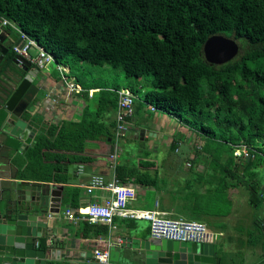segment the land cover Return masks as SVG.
Here are the masks:
<instances>
[{"label":"trees","instance_id":"trees-1","mask_svg":"<svg viewBox=\"0 0 264 264\" xmlns=\"http://www.w3.org/2000/svg\"><path fill=\"white\" fill-rule=\"evenodd\" d=\"M2 20L68 68L67 77L84 89L86 99L89 88L101 90L92 112L87 105L79 121L51 125L47 135L37 136L27 152L25 175L39 176L43 147L81 151L88 139L110 137L113 142L115 121L105 125L101 118L115 113L117 91L128 89L135 96L142 92L146 104L177 117L200 140L196 156L212 158V167L220 169L219 176L209 178L217 180L219 189L223 186L209 200L219 210L224 202L226 215L230 212V197L222 193L231 188L244 189L249 205L262 204L264 0H0ZM8 31L20 36L10 26ZM218 34L232 37L238 53L225 64L210 65L202 46ZM14 56L12 48L7 50V59ZM88 67L120 69L125 87L75 73ZM147 76L152 77L148 86L139 80ZM136 104L145 107L135 100V112ZM241 146L248 157L236 159L233 153ZM116 172L120 180L156 184L153 176L134 168L117 166Z\"/></svg>","mask_w":264,"mask_h":264},{"label":"crops","instance_id":"crops-1","mask_svg":"<svg viewBox=\"0 0 264 264\" xmlns=\"http://www.w3.org/2000/svg\"><path fill=\"white\" fill-rule=\"evenodd\" d=\"M8 26H2L0 22V33L3 34L4 39V42L0 44V57L3 56L2 69L11 64V60L6 57L7 50L20 40L17 34L8 31ZM13 26L10 27L18 32V28L14 24ZM34 53L35 51L32 54ZM29 69L32 70V83L37 88V93L22 114V119L33 130L29 132L32 136L31 143L26 149L21 147L23 144L20 138L21 134L11 133L9 123L7 122V124L5 121L7 114L0 109V182L3 185L10 178L18 182H29L30 185L32 183L48 184L52 190H58L55 200L50 205L52 211L39 215L38 222H43L44 225L36 228L35 237H33L36 249L45 251L44 264H101L94 257V252L104 249L108 244L111 264H120L114 259L116 255L132 252L126 247H121V244L127 245L126 240L123 239H128V244L131 247L137 245L139 250L135 252L142 254V257L146 253L154 257L158 252L156 247L160 248L163 240L150 236L149 222L144 219L123 218L115 215L112 224L106 225L102 222L92 223L82 218L71 222L65 216L67 209H71L76 215H82L85 214L88 205L103 203L105 199L110 198L111 193L106 189H93L88 193L86 187L95 176H101L105 181H111L117 177V166H122L124 170L137 169L140 173L144 172L153 176L156 181L155 186H152L138 183L133 177H124L121 180L117 177L122 184L134 190L135 200L128 203L129 209L155 210L168 218L204 223L214 236L210 242L205 243L212 245L214 264H264V214H258L254 218L252 223L254 231L245 235L236 231V224H225L237 217L235 216L237 208L234 199L240 195L242 189L231 188L222 193L224 196L227 192L231 201L230 212L227 215L224 202H222V209L219 210L214 199L209 201L213 192L220 191L223 186L219 189L217 180L209 179L219 176L220 169H214L211 165L213 159L196 156L200 145L191 152L194 154L193 156L186 154L185 160L180 162H171V160L161 162L158 164V169H155V163L146 159L151 153L158 150L151 141L147 140L148 132L155 129L156 137H166L165 133L167 134V132L163 126H170V133H173L176 138L179 132L189 133L187 126L184 124L185 128H183L181 122H177L174 118L155 117L150 125L148 117H143L144 123L136 125V127L135 120L131 119L128 122L123 137L131 132L129 129H132L135 130L131 132L134 137L139 138L138 132L143 129V138L146 137L147 141L146 143L142 142V146L139 148L145 159H139L136 165L122 162L120 154L113 161L110 158L112 141L108 137L86 140L81 151L74 147H71L70 150L61 147H43L41 148L42 165L38 169L39 176L38 174L25 175V170L30 165L27 152L35 145L37 136L39 134L47 135V128L51 125L61 124L63 121H79L87 105H89L88 110L92 112L95 108V97L101 91L89 88L86 90L87 99L83 94L85 93L84 89L79 93L67 96L66 88L60 80V74L58 71L56 72L52 64L44 70H39L33 65H30ZM1 85H8L5 76L0 78V87H2ZM138 105L136 104V112H143L145 116L148 112L159 111H151L149 106L140 108ZM101 121L105 125L112 123L115 121V113L104 116ZM48 138L53 140V137L48 136ZM164 141L174 153L178 151L179 146L188 149L191 143L189 140L173 138L170 142ZM147 163H151L153 166ZM244 197L247 198V194ZM246 200L249 205L248 198ZM261 201L264 206V197ZM179 208L185 210L186 213H179L177 211ZM136 242L137 244H135ZM113 252L117 254L115 255Z\"/></svg>","mask_w":264,"mask_h":264},{"label":"water","instance_id":"water-1","mask_svg":"<svg viewBox=\"0 0 264 264\" xmlns=\"http://www.w3.org/2000/svg\"><path fill=\"white\" fill-rule=\"evenodd\" d=\"M0 42H4L3 34H0ZM16 44L22 45L20 41ZM238 49L232 37L218 34L207 38L202 53L208 64L222 65L233 59ZM2 60L3 56L0 57V78L5 76L8 85L0 87V109L7 114L5 121L9 123L11 133L21 134V147L26 149L32 138L29 132L33 130L22 119V114L32 102L37 88L32 83V70L28 62L15 55L11 64L2 69ZM143 134L144 131L140 129L138 137L142 139ZM56 193L58 190H52L48 184L30 185L29 182L10 178L3 185L0 182V264H44L45 251L36 249L33 237L36 228L44 225L38 222L39 215L52 211L50 205ZM123 240L127 245L121 244V247L132 252L119 256L113 252L115 261L120 264H214L212 245L163 240L161 247H156L158 252L154 257L148 253L142 257V254L135 252L139 250L137 245L131 247L128 239Z\"/></svg>","mask_w":264,"mask_h":264},{"label":"built area","instance_id":"built-area-1","mask_svg":"<svg viewBox=\"0 0 264 264\" xmlns=\"http://www.w3.org/2000/svg\"><path fill=\"white\" fill-rule=\"evenodd\" d=\"M2 26H13L10 22L2 20ZM14 27V26H13ZM18 32H20L18 30ZM1 34V33H0ZM20 43L13 45V53L20 57L23 61L28 62L39 70L46 69L55 59L52 54L47 53L39 46L35 39L29 38L20 32ZM1 44V42H0ZM34 48L36 53L32 55L30 49ZM56 69L60 74V80L66 88V95L79 93L82 88L79 87L74 79L67 77L66 68L55 63ZM118 102L115 111V128L113 131L112 152L110 158L115 161L119 155V141L127 130L128 122L134 116V102L136 96L128 89L117 91ZM151 111H156L153 105L146 104ZM248 150L244 147H236L233 153L234 157H248ZM93 189H106L110 191L111 196L105 199L103 203H93L87 206L85 214L76 215L71 209L65 211L66 218L75 222L80 218L86 219L89 222H102L106 225H111L115 215L123 218L144 219L149 222L150 236L158 240H172L184 243L205 244L211 241L214 237L213 233L207 226L199 221L172 219L161 215L155 210L139 211L128 208V203L135 200L134 190L125 186L117 177L111 181H105L101 176L92 177L89 185L86 187L88 193ZM94 257L101 264H111L109 244L104 249H98L94 252Z\"/></svg>","mask_w":264,"mask_h":264},{"label":"rangeland","instance_id":"rangeland-1","mask_svg":"<svg viewBox=\"0 0 264 264\" xmlns=\"http://www.w3.org/2000/svg\"><path fill=\"white\" fill-rule=\"evenodd\" d=\"M35 51L34 48L30 49V53L32 54ZM36 53V51H35ZM34 53V54H35ZM32 54V55H34ZM52 66L54 68H56V64L53 63ZM89 69H84V70H77L75 71V73H78L81 77H83L84 79H89L90 77H93L95 80H100L101 82H108L111 84H116L118 86H120L121 88L125 87V78L123 73L121 72L120 69H116V70H109V71H104L100 68L97 67H88ZM66 71L68 72V68H66ZM75 74H73L74 76ZM141 81V83H143L144 85L148 86L152 83V77L151 76H147L145 78H140L139 79ZM218 85L215 84L214 87L216 88ZM136 100L139 101H144L145 107H146V103H145V98H144V94L142 92H137L136 94ZM95 103V102H94ZM159 116H166L168 118H174L177 122H181V126L183 128L184 127V123L182 121H179V119L177 117H173L172 115L168 114L167 112H163V111H158L156 113H151L148 112L147 115L145 116V114L143 112H135L134 111V116H133V120H135V127L136 125H141L144 123L143 121V117L147 118L148 117V122L151 125V122L153 121V119L155 117H159ZM161 125V124H160ZM165 132H167V134L165 133L166 137L163 136H157L154 132V130H152V132H148L147 133V140L151 141L155 147H157V151H154V153H151L148 158H146L147 160L153 162L156 164L155 169H158V164L159 163H163V162H168L169 160H171V162H180L185 160L186 154H189V156H193L194 154H191V152H193L195 150V148H197V146L199 145L200 140L191 132H179L176 136H173V133L171 134V128L170 126H163ZM166 128V129H165ZM143 130V129H141ZM170 133V134H168ZM183 133V134H182ZM146 138V137H145ZM145 138H135L134 135L131 132H128L123 138H121L120 142H119V154H120V160L123 162H128V163H133L134 165H136L139 161V159H145L144 155L141 154V152L139 151L140 146H142V142L146 143L147 141L145 140ZM173 139L176 140H189L191 143L189 145V148L184 149L183 146H179L180 148L178 149V151H176L174 153V151L170 150L166 144L164 143L166 141H171ZM162 140V141H161ZM224 147H220L219 151L223 150ZM190 152V153H189ZM180 168V167H178ZM148 172V171H147ZM258 173L259 175H263V170L262 169H258ZM149 174H151V172H149ZM242 195V196H241ZM246 195L245 190H241L240 191V195H237L234 199V204L236 209V219H234L233 221H229L226 222L225 224H236L235 228L237 229L236 231H240L239 233L241 235H245L246 233H250L252 231H254L252 228V223L254 218L258 215V214H264V206L263 204L254 207V206H250L247 203V198L244 197ZM246 198V199H245ZM230 229H232V227H230ZM229 229V230H230Z\"/></svg>","mask_w":264,"mask_h":264},{"label":"clouds","instance_id":"clouds-1","mask_svg":"<svg viewBox=\"0 0 264 264\" xmlns=\"http://www.w3.org/2000/svg\"><path fill=\"white\" fill-rule=\"evenodd\" d=\"M72 79V78H71Z\"/></svg>","mask_w":264,"mask_h":264}]
</instances>
